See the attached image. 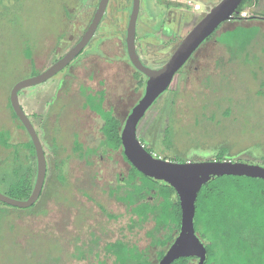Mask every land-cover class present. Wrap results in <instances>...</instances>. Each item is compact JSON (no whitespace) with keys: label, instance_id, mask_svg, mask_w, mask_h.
Masks as SVG:
<instances>
[{"label":"rangeland","instance_id":"1","mask_svg":"<svg viewBox=\"0 0 264 264\" xmlns=\"http://www.w3.org/2000/svg\"><path fill=\"white\" fill-rule=\"evenodd\" d=\"M91 2L0 0V135L10 129V144L15 146L9 150L0 146L2 194H7L15 179L14 171L18 176L31 173L32 179L37 172L35 160L23 147L30 141L28 134L18 121L9 124L7 120L9 113L14 119L8 106L11 87L31 76L30 60L23 54L32 51L36 71L44 72L53 56L61 57L71 41L75 13L87 9ZM123 11L130 16V8ZM255 13L264 14V0L256 6H244V17ZM238 26L258 29L248 56L230 60L213 38L193 57L188 71L176 76L148 114L140 132L143 128L149 132L148 142L143 144L155 156L183 162L213 161L217 149L226 146L230 149L226 159L264 167V22H226L215 36ZM142 31L139 16L136 35ZM125 35L122 31L124 44ZM91 49L89 45L53 78L21 93L22 109L39 137L45 134L42 145L47 172L42 196L33 206L0 205V264H114L103 247L116 240L147 251L151 263H158L160 248L152 247L147 235L153 221L133 224L137 218L109 193L118 175L130 170L120 152L83 161L72 150L74 135L79 141L92 139V146L103 138L101 120L82 107L84 102L86 105L85 94L103 92V108L122 124L142 95L122 43L110 41L102 48V55L82 60ZM229 107L232 109L227 114ZM167 126L173 128L170 147L163 143ZM79 252L86 258L78 259Z\"/></svg>","mask_w":264,"mask_h":264},{"label":"trees","instance_id":"2","mask_svg":"<svg viewBox=\"0 0 264 264\" xmlns=\"http://www.w3.org/2000/svg\"><path fill=\"white\" fill-rule=\"evenodd\" d=\"M257 3L258 0H243L238 8L236 20L257 19L264 22L263 14L241 16L244 6ZM257 33V28L238 26L233 30L221 33L216 38L229 59L238 60L242 55L248 56L249 48L257 39ZM27 57L30 55L28 54ZM38 74L40 73L34 69L31 77ZM142 77L140 72L135 74L136 81H138L137 88L143 86ZM102 100L103 92L95 96L87 94L86 106L101 116L100 130L103 136L101 147L119 150L122 147L121 123L110 111H105L102 108ZM231 109L232 107L227 108L225 113H230ZM12 114L19 121L15 113L12 112ZM19 125L24 130L22 124ZM36 132L39 136L37 130ZM172 133L171 127L164 130L163 143L166 147L171 145ZM43 136L45 137L44 133H42V138L39 137L41 144ZM142 142L146 143L148 139L143 138ZM0 146L5 150L15 147L10 144L9 133H1ZM23 147L29 150L30 156L36 162L31 140ZM72 150L76 158L80 160L87 156V152L76 139L73 141ZM228 150L230 149L226 146L217 149L218 152L214 153L213 159L215 161H230L225 158ZM147 151L153 154L151 149H147ZM122 156L126 160L123 152ZM157 157L177 163L191 162L188 160L183 162L178 158L166 156ZM14 176L15 179L7 187V194L4 195L18 201H26L34 188L35 178L32 179L31 173L18 176L17 170L14 171ZM110 195H113V192ZM114 198L124 202L131 216L137 218V221L132 222L133 224L153 221L154 227L147 235L151 238L150 245L160 248L156 255L159 261L174 241L180 228L181 210L176 192L163 182L154 181L131 166L128 191L123 196L119 195ZM0 205L8 207L1 202ZM2 210L4 209L2 208ZM194 230L199 239L205 243L207 257L204 264H264V180L223 176L204 185L196 200ZM161 233V237H158L157 234ZM103 251L107 257L113 258L114 264H152L146 255L147 251H140L136 246L129 245L123 240L105 244ZM79 255L78 259L86 258L83 252H79ZM191 260L194 259L179 258L172 264H189ZM97 264L104 263L98 261Z\"/></svg>","mask_w":264,"mask_h":264},{"label":"water","instance_id":"3","mask_svg":"<svg viewBox=\"0 0 264 264\" xmlns=\"http://www.w3.org/2000/svg\"><path fill=\"white\" fill-rule=\"evenodd\" d=\"M139 1L132 0V9L126 28L125 47L130 64L145 77V88L142 97L123 123L120 135L122 151L130 166L144 176L168 185L178 197L181 210L180 228L174 241L157 264H172L179 258H192L196 264H204L207 257L205 243L199 239L194 230L195 206L199 191L207 183L223 176L264 180V167L232 161L177 163L163 160L145 149L137 137V129L155 101L168 90L177 71L219 26L238 14V8L243 0H221L191 29L168 61L157 70L144 66L136 54L135 37ZM108 2L109 0H99L97 11L87 30L78 43L62 58L44 72L22 80L13 87L10 95L11 106L33 144L37 172L34 188L26 201H18L0 193L1 203L21 209L33 206L40 197L47 172L42 144L33 124L20 106L18 93L53 78L84 50L93 37Z\"/></svg>","mask_w":264,"mask_h":264},{"label":"flooded vegetation","instance_id":"4","mask_svg":"<svg viewBox=\"0 0 264 264\" xmlns=\"http://www.w3.org/2000/svg\"><path fill=\"white\" fill-rule=\"evenodd\" d=\"M220 1L221 0H140L139 1V3H140L139 4V13H138L137 20L139 19V16H142L143 24H144V32L142 31L140 35H136V37H135V49H136V54H137L139 60L141 61V63L144 66H146L150 69H153V70H157V69L161 68L168 61V59L172 56V54L175 52V50L180 45V43L185 38V36L191 31V29L197 23H199V21L201 19H203L210 12V10L213 9ZM259 1L260 0H258V3L256 5L259 4ZM98 4H99V0H92V2L90 3V5L87 9H86V7H84L82 10L79 9L78 13L77 12L75 13V20H74L72 29L70 31V34L72 35V39H71V41H69L67 43L68 46L66 48H64L65 50L63 51V54L61 55V57L54 55L52 58V61L53 60H55V62L58 61L60 58H62L70 49H72L78 43V41L81 39V37L83 36L85 31L87 30L88 26L90 25L91 21L93 20L95 13L97 11ZM253 6H254V4H253ZM128 8H130V10L132 9V0H109L108 5L106 7V10H105L98 26H97V29H96L93 37L91 38V40L89 41L87 46L84 48V50H85L89 45H92L91 50H93V51L85 54L82 57V60L85 58L91 57V56L95 57V56L102 55V52H103L102 48L104 47V45H106L108 42L116 39L117 44L122 43L124 45L126 61H127L128 65H130V67L134 70V74L139 73L130 64L128 56H127V52H126V47H125V44H124L123 39H122V31H126L128 19H129V16L127 17L126 15H124L126 13L123 10L128 9ZM121 10H122V12H121ZM256 14H261V13H255L254 15H256ZM235 17H236V15L228 22L239 21V20H236ZM250 20L255 21L257 19H250ZM257 21H262V20H257ZM225 23H223V24H225ZM222 25L219 26V28L192 53L190 58L185 62V64L180 68V70H178L177 73L174 75L173 80L176 78V76L178 74H181L183 71H188V68L190 67L189 63L192 62L193 57L198 53L200 48L205 43L210 42L214 38L213 41L216 44L220 45L217 42L216 37H219L221 35V33L219 35H216V36H215V34L217 33V31L220 30ZM118 30H119V34H118ZM147 31L151 32L152 34H149ZM28 54L30 55V57H27ZM223 54L226 55V52H224ZM23 55H24V58L26 60H30V71H31L30 73H32V71L35 69L34 60H33V52L32 51H26V53ZM78 56L76 58H78ZM55 62H52L50 64V66H52ZM29 78H31V76ZM26 79H28V78H26ZM136 82H137V86H138V81H136ZM142 82H143V86L141 88H138V89L142 90V95H143L144 88H145L144 87L145 86L144 85V83H145V77L144 76L142 77ZM16 84H17V82L13 84V86L11 87V90L8 93L9 96L7 95L9 105L11 104V102H10L11 91ZM168 90H169V88H168ZM23 92H25V89L21 90L18 93L19 103H20V99H22V97H23L21 95V93H23ZM81 93L82 92L80 91V96H82ZM25 94L26 93H24V95ZM142 95H141V97H142ZM162 95L155 101V103L153 104L151 109L147 112V114L145 115V117L143 118V120L140 122V124L138 126L137 137H138L139 141L141 142V144H143V142H142L143 138L147 139L146 136H148L149 132L144 131V128H143L142 132H140V128L142 127V124L144 123L145 119H147L148 114L150 113L152 108L158 103V101L160 100ZM86 96L87 95L85 94V97ZM92 96H95V95H92ZM103 101H104V96H103V100L101 103L102 108H103ZM20 106H21V104H20ZM82 107L84 109L88 110L90 113H92V112L95 113L102 122L101 116L98 113H96L95 111L91 110L90 107L86 106L85 102L82 105ZM9 109L11 110V114H12V112L14 113L12 106H10ZM105 111H108V110H105ZM24 113H25V111H24ZM26 116L29 118V116L27 114H26ZM7 120L9 121V124H12V123H14V120H16V119L15 118L12 119V116L9 113V118H7ZM29 120H30V118H29ZM121 126H123L122 123H121ZM167 128H168V126L165 129H167ZM172 131H173V128H172ZM0 132H1V130H0ZM2 132L9 133V136L11 138L12 131L10 129L8 131H2ZM144 133H145V136H144ZM75 139L78 140V142L82 145L83 149L87 152V156L85 157V159H83V161H88V159L94 158L97 156H99L101 158L103 155L106 156L109 152H118L119 151L123 161L128 163L127 160H125L122 156V152H123L122 147L119 150L103 149L101 147V142H102L103 138L100 139L95 144V146H92V143L94 141H92V139H89L88 137H85L83 141H81V140L79 141V138L76 135L74 140ZM143 146H144V144H143ZM145 149L147 150L148 148H145ZM88 152H91V153H88ZM158 158H161V157H158ZM129 166H130V164H129ZM129 173H130V170L127 172L126 175L119 174L118 177L116 178L115 188L110 189L109 193L113 192V195L115 197H117L119 195L123 196L124 193L126 191H128ZM113 195H111V196H113ZM87 199H90V197L87 196ZM116 201H117V203H119L121 205L122 204L125 205L124 202H122V201H119L117 199H116ZM125 207H126V205H125Z\"/></svg>","mask_w":264,"mask_h":264},{"label":"built area","instance_id":"5","mask_svg":"<svg viewBox=\"0 0 264 264\" xmlns=\"http://www.w3.org/2000/svg\"><path fill=\"white\" fill-rule=\"evenodd\" d=\"M241 16L244 17L245 15L242 14Z\"/></svg>","mask_w":264,"mask_h":264},{"label":"crops","instance_id":"6","mask_svg":"<svg viewBox=\"0 0 264 264\" xmlns=\"http://www.w3.org/2000/svg\"><path fill=\"white\" fill-rule=\"evenodd\" d=\"M255 6V5H254Z\"/></svg>","mask_w":264,"mask_h":264}]
</instances>
